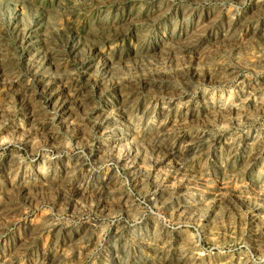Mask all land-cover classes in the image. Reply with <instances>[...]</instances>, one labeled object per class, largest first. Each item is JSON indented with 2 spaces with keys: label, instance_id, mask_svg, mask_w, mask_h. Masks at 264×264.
I'll return each mask as SVG.
<instances>
[{
  "label": "rangeland",
  "instance_id": "374dc122",
  "mask_svg": "<svg viewBox=\"0 0 264 264\" xmlns=\"http://www.w3.org/2000/svg\"><path fill=\"white\" fill-rule=\"evenodd\" d=\"M262 231L264 0H0V264H264Z\"/></svg>",
  "mask_w": 264,
  "mask_h": 264
},
{
  "label": "bare ground",
  "instance_id": "6f19581e",
  "mask_svg": "<svg viewBox=\"0 0 264 264\" xmlns=\"http://www.w3.org/2000/svg\"><path fill=\"white\" fill-rule=\"evenodd\" d=\"M192 147V146H191ZM197 150H199V149H197ZM196 151V150H195ZM196 154V153H195ZM247 168V167H246ZM251 168V167H250ZM249 169V168H248ZM253 170V169H252ZM248 172V171H247ZM244 173V172H243ZM160 190V189H159ZM223 195H224V193H223ZM228 195V194H227ZM226 198H227V196H226ZM222 199V198H221ZM224 200V199H223ZM201 203V202H200ZM193 205V204H192ZM191 205V206H192ZM199 205H201V204H199ZM187 206V205H186ZM190 206V205H189ZM180 208V207H179ZM177 209V208H176ZM215 209V208H214ZM178 211H180L179 209H178ZM184 211H186V210H184ZM178 214V213H177ZM209 216V215H208ZM160 230H161V228H160ZM263 232V231H262ZM264 233V232H263ZM262 233V234H263ZM162 235V234H161ZM164 245V244H163ZM259 245V244H258ZM261 245V244H260ZM165 247V246H164ZM125 249H127L126 247H125ZM124 249V250H125ZM129 249V248H128ZM165 249V248H164ZM162 251V250H161ZM127 252V251H126ZM183 257V256H182ZM263 257V256H262ZM181 258V257H180ZM186 258V257H185ZM183 260V259H182ZM139 263V262H138ZM141 263V262H140ZM128 264V263H127ZM136 264V263H135Z\"/></svg>",
  "mask_w": 264,
  "mask_h": 264
}]
</instances>
